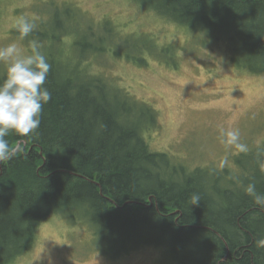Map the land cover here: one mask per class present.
<instances>
[{"label":"trees","instance_id":"1","mask_svg":"<svg viewBox=\"0 0 264 264\" xmlns=\"http://www.w3.org/2000/svg\"><path fill=\"white\" fill-rule=\"evenodd\" d=\"M142 1L133 3L200 44L223 42L231 63L264 71V0ZM64 6L73 10L69 3ZM77 13L67 11L66 24L58 19L55 32L35 23L27 37L44 39L58 50L47 59L45 87L51 99L40 127L27 136L10 132L6 137L13 155L2 162L0 176V264H12L28 252L38 226L67 210L86 217L117 254L153 245L166 250L171 264H264V247L257 244L264 238V208L244 190L235 194L217 181L212 186L169 170L167 154L153 151L144 131L157 120L154 108L107 74H92L84 63L108 51L141 67L153 51L170 66L173 61L165 58L171 48L175 61V46L160 45L149 35H123L108 18L93 23ZM75 16L90 24L83 26ZM102 23L107 25L97 45L83 47L72 39L73 54L75 48L82 53L75 63L74 56L65 59L60 45L67 37L78 27L94 35V26ZM129 40L137 42L136 59L118 49ZM4 74L0 69V77ZM119 96L138 100L144 109L137 114ZM257 173V191L264 193V172ZM193 194L200 196L197 205H191Z\"/></svg>","mask_w":264,"mask_h":264},{"label":"rangeland","instance_id":"2","mask_svg":"<svg viewBox=\"0 0 264 264\" xmlns=\"http://www.w3.org/2000/svg\"><path fill=\"white\" fill-rule=\"evenodd\" d=\"M133 1L144 3L1 0L0 47L16 42L24 54H30L29 42L37 40L48 59L58 50L55 44L34 38L21 41L13 25L19 17L27 16L36 24L45 25V32H55L58 19L66 24L67 11L79 15L78 11L93 23L108 18L123 35H149L160 45L173 44L175 61L168 47L165 58L173 61L170 66L159 61L153 51L145 56L147 61L141 67L108 51L90 55L84 63L92 74H107L114 84L154 108L157 120L144 131L150 148L167 154L169 170L177 168L178 174L208 181L212 186L217 181L219 188L229 187L234 193L257 182V172H264V71L252 72L242 62L231 63L223 42L200 44L183 29L159 21ZM65 3L71 4L73 10ZM77 19L85 27L90 24L79 16ZM105 25L94 26V35L78 27V32L60 45L65 59L74 56L75 63L82 53L75 48L73 54L72 39L83 47L97 45ZM134 44V40L125 41L118 49L123 56L136 59L138 54L132 52ZM0 69L5 72L6 65L0 63ZM119 100L132 106L137 114L144 109L132 97L119 96ZM229 129L240 132V141L248 146L247 153L221 142V130ZM88 221L74 210L52 214L38 226L34 246L12 264H171L166 250L153 245L117 254V249H109Z\"/></svg>","mask_w":264,"mask_h":264},{"label":"clouds","instance_id":"3","mask_svg":"<svg viewBox=\"0 0 264 264\" xmlns=\"http://www.w3.org/2000/svg\"><path fill=\"white\" fill-rule=\"evenodd\" d=\"M13 27L18 39L23 41L34 32L36 24L27 16H21ZM29 43L30 54H24L16 42L0 47V63L6 65L4 76L0 77V162L13 155L6 139L9 133L21 136L34 133L40 127L43 107L51 99V93L45 87L51 65L39 42L31 40ZM221 138L222 143L240 153L249 151L248 146L240 141L238 130H221ZM244 191L256 205L264 208V193L257 191L255 183H248ZM190 199L191 205H197L200 196L193 194ZM257 244L264 247V238Z\"/></svg>","mask_w":264,"mask_h":264},{"label":"water","instance_id":"4","mask_svg":"<svg viewBox=\"0 0 264 264\" xmlns=\"http://www.w3.org/2000/svg\"><path fill=\"white\" fill-rule=\"evenodd\" d=\"M42 154V153H41ZM2 167H1V163H0V176H1V174H2ZM98 186L100 187V185L98 184ZM100 192H101V188H100ZM148 202L150 203V204H152V201H151V199H149L148 200ZM156 208L158 209V206H157V203H156Z\"/></svg>","mask_w":264,"mask_h":264},{"label":"bare ground","instance_id":"5","mask_svg":"<svg viewBox=\"0 0 264 264\" xmlns=\"http://www.w3.org/2000/svg\"><path fill=\"white\" fill-rule=\"evenodd\" d=\"M1 167H2V162H1ZM2 172V171H1Z\"/></svg>","mask_w":264,"mask_h":264}]
</instances>
